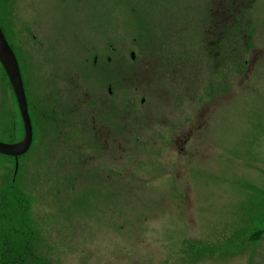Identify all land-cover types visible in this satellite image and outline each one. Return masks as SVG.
Listing matches in <instances>:
<instances>
[{
    "label": "rangeland",
    "instance_id": "rangeland-1",
    "mask_svg": "<svg viewBox=\"0 0 264 264\" xmlns=\"http://www.w3.org/2000/svg\"><path fill=\"white\" fill-rule=\"evenodd\" d=\"M233 10L248 47L215 68ZM0 27L33 130L17 169L0 156V264H264V0H0ZM42 44L65 98L74 75L91 99L68 140L43 116L62 110L43 102ZM23 135L0 68V142Z\"/></svg>",
    "mask_w": 264,
    "mask_h": 264
},
{
    "label": "flooded vegetation",
    "instance_id": "flooded-vegetation-1",
    "mask_svg": "<svg viewBox=\"0 0 264 264\" xmlns=\"http://www.w3.org/2000/svg\"><path fill=\"white\" fill-rule=\"evenodd\" d=\"M218 37H221L220 33L217 34ZM33 37L34 39H36L35 36H31ZM220 39V38H217V40ZM215 40V39H214ZM213 40V41H214ZM43 48H42V53L44 54V65H45V74L43 75V80L45 78V82L44 84L42 83V89H41V94L43 95V102L44 104H46L47 106L49 105H52L54 103L56 109H60L62 110L61 111V116L59 118V122H57L53 116L55 110H51V114H44V118L47 122L51 123L53 126L57 125L58 128H63V130L61 131V135H62V140L65 138L66 136V139L68 140V132H74V130L76 129V124L75 123H72L68 130H65L67 129L66 127V119L68 118V122H70L71 120H75L73 119L74 116H77L79 117V115H81V106H84L87 101L89 100L91 102V99L90 97H88L89 93L86 92V89L82 88L81 87V83L77 80V78H75V76L73 75V80H70L67 82V95L68 97L65 98V84H63L62 82V74H63V64H61L60 62V58L61 57V54H60V47H58V50H57V46L56 45H48V46H44L42 44ZM16 58H17V61H18V64H19V67H20V63H19V59L17 57V53H16V49H15V45L14 47L11 46ZM47 48V49H46ZM46 49V50H45ZM46 51V52H45ZM41 53V54H42ZM45 54L47 56H45ZM109 59H107L108 61ZM109 62V61H108ZM92 66H95L94 68L97 67V61L96 59L94 60V62L92 63ZM91 70V68H90ZM99 70H102L101 67H99ZM20 71H21V75H22V69L20 67ZM62 72V74L60 73ZM74 73V72H73ZM78 74V73H77ZM23 79V78H22ZM56 82L57 83H61L62 82V88L60 89V92L59 94L61 95V97H59V100L58 98L56 97ZM23 84H24V81H23ZM24 91H25V88H24ZM26 95V93H25ZM81 95L82 97H84L85 100H82L81 99ZM87 100V101H86ZM26 101H27V96H26ZM58 101V102H57ZM28 102H27V108L29 107L28 106ZM95 113V112H93ZM92 113V115H93ZM28 114H29V111H28ZM72 117V118H71ZM80 118V117H79ZM30 121H32L30 119ZM98 121L97 119L94 120V117H92V120H91V126L90 129L87 128L86 131L89 132L91 129H94L95 127V122ZM32 133H33V130H32ZM111 134L110 132H107L106 130L103 132V131H100V132H97V134H92V138L94 139V141L96 140L97 142H92V144H103L104 148L102 147L103 151L107 154V152H109V149H110V140H111ZM33 140V138H32ZM71 145V146H75L74 147V151L73 152H80V146H78V149L76 150V145L73 143H66L65 141L63 142V146L64 145ZM95 146H89L84 148L82 151L83 153L85 151H92V150H95ZM91 159V158H90ZM110 178V175H107V179Z\"/></svg>",
    "mask_w": 264,
    "mask_h": 264
},
{
    "label": "water",
    "instance_id": "water-1",
    "mask_svg": "<svg viewBox=\"0 0 264 264\" xmlns=\"http://www.w3.org/2000/svg\"><path fill=\"white\" fill-rule=\"evenodd\" d=\"M131 58L134 55L131 54ZM0 65L8 79L14 95L19 116L23 125V139L17 143L5 144L0 142V155L12 157L17 167L19 157L25 155L32 143V127L27 111V102L21 78L20 68L16 56L9 46L6 37L0 27Z\"/></svg>",
    "mask_w": 264,
    "mask_h": 264
},
{
    "label": "trees",
    "instance_id": "trees-1",
    "mask_svg": "<svg viewBox=\"0 0 264 264\" xmlns=\"http://www.w3.org/2000/svg\"><path fill=\"white\" fill-rule=\"evenodd\" d=\"M229 10H230V12L232 11V9H229ZM219 11L220 10L217 9V13H220ZM221 11H223V10H221ZM233 11H234V13H238L237 16H235V18H234L235 19L234 22H231V24H229L230 22L226 23L225 24L226 26L224 25L222 30H219L217 32V34L218 33L221 34L220 35L221 37H218V35L216 34L217 37L215 38V40L211 41V42H208V43H211L213 52L209 50L208 54H206V56H207V58L209 57L210 59H215L217 61V64L214 66L215 68H218V67L225 68V67H227V64H228L229 60L225 59V57H226V55H228V52H227L226 49H228L229 46H226L227 44H225V43H229L230 42V43H233L234 45H236V47H237L238 44H239L238 42H241L240 38L242 37L244 42H245L244 45L246 47H248L247 37H246L245 34H243V32L241 30L242 27L240 28V25H241V22H242V18H241L242 14H241L240 10H233ZM224 12H227L229 14L228 9L225 10ZM238 15H240V18L238 17ZM236 27H238L237 30L233 31V29L234 28L236 29ZM233 33H235V37L236 38L234 39V41H230V38H233L231 36ZM217 38H220V39L217 40ZM235 50L233 49L232 51H235ZM230 52H231V50H230ZM213 56H214V58H213ZM236 56L237 55H235V59L234 60L237 59Z\"/></svg>",
    "mask_w": 264,
    "mask_h": 264
}]
</instances>
